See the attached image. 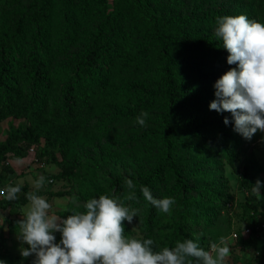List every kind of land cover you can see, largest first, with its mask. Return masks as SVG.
<instances>
[{
	"label": "rangeland",
	"instance_id": "rangeland-1",
	"mask_svg": "<svg viewBox=\"0 0 264 264\" xmlns=\"http://www.w3.org/2000/svg\"><path fill=\"white\" fill-rule=\"evenodd\" d=\"M40 2L0 0V34L8 27V14H21L26 10L32 12L33 9L28 8H37ZM116 3L117 0H94L80 7L67 43L65 31L68 28L63 26L59 16L60 0H52L49 8L51 64L48 75L53 86L46 92L49 103L58 98L63 81L70 73L64 64L65 53L77 51L90 36L100 37L108 33L118 39L116 50L110 64L106 65L100 102L94 115L83 121L84 128L71 132L57 121L51 127V132L64 143L63 149L54 135L51 138L42 137L38 144L28 148L26 156L21 159H14L7 154L4 163L11 166L14 173L6 177L0 188L19 184L21 190L23 187L35 189L34 182L43 176L45 183L38 190L48 193L41 196L52 205L51 214L59 217V211H66L67 215L74 210L84 211L82 203L76 198L82 190V180H92L123 200L127 188L124 186L116 190L109 185V181L116 177L132 179L137 185V200L124 203L138 211L131 224L125 223L132 236L141 237L147 232L154 238L156 228L148 221L149 210L156 208L144 200L139 187L147 171L164 156L162 135L165 127L161 119V103L159 99L150 100V107L144 110L148 113L145 126H140L135 121L138 115L128 111L134 100L125 89L127 84L141 83L150 91L163 76L164 69L152 56L142 57L139 54V47L142 46L149 54L152 50L148 40L144 42L146 45L138 46L140 40L137 38L142 37L143 30L163 22L183 30L194 29L200 35L214 33L215 20L208 19L206 14L215 17L245 15L250 20L264 23V0H121ZM117 6H121V10L115 8ZM88 83V79L80 81L82 86ZM198 85L204 100L215 99V89L211 83L204 81ZM195 115L203 120L211 118L213 111L203 110ZM25 121L24 117L14 115L0 121V140L4 138L9 125L15 126ZM174 142L172 159L180 176L191 189L188 202L194 205L192 214L188 216V230L207 250L210 243H218L224 237L230 248L226 264H261L264 254V186L260 189V199L252 194L251 189L258 179L264 185V133L257 131L251 140L243 138L236 142L233 160L235 169L226 161L224 152L202 143L194 132L185 127L177 130ZM42 150L52 152L53 157L42 153ZM71 154H77L83 160L86 157L103 160L89 174L77 169L72 176L56 177L62 155L67 157ZM247 160L254 163V168L249 169L251 186L248 189L240 186L242 164ZM164 186L168 190L167 197L173 198L175 204L169 213L162 212L160 223L165 219L174 222L179 205L177 195L180 192L171 190L176 187L173 177L166 178ZM58 191H67L68 194H50ZM248 193L253 195L258 214L252 215L246 207ZM73 197L79 208L73 204ZM27 204L0 207V232L5 237L0 260L14 261L16 264H32L34 260V256L21 257L19 248L27 245H21L17 239L19 229L16 222L23 218ZM252 217H255V222L251 220Z\"/></svg>",
	"mask_w": 264,
	"mask_h": 264
},
{
	"label": "trees",
	"instance_id": "trees-1",
	"mask_svg": "<svg viewBox=\"0 0 264 264\" xmlns=\"http://www.w3.org/2000/svg\"><path fill=\"white\" fill-rule=\"evenodd\" d=\"M119 1L121 0H117V3ZM51 2L52 0H41L37 8L35 6L28 8V10L33 9L32 12L26 10L21 14H8V18L6 17L8 27L0 34V121L11 115L24 117L26 120L15 126L9 125L4 138L0 140V186L8 175L14 173L13 168L4 163L7 154L14 159L25 157L31 145L38 144L42 137L51 138L55 135L51 132V127L57 121L71 132L81 131V128H84L83 121L94 115V110L100 102L99 95L104 86L106 65L110 64L116 50L118 39L108 33L100 37L90 36L77 51L65 53L64 64L70 73L63 81L58 98L49 103L46 92L53 86L48 75L51 64L48 43ZM90 2L94 0H60L59 16L63 26L68 28L65 31L67 43L73 32L72 26L77 12L80 11V7H85ZM115 8L121 10V6ZM206 15L208 19L216 20L214 15ZM141 36L137 38L140 40L138 46L146 45L144 42L148 40L152 51L149 54L142 46L139 47V54L142 57L152 56L154 61L163 65L164 73L150 91L141 83L126 85L125 92L134 100L133 106L128 111L139 115L150 107V100L159 99L162 109L161 119L165 127L162 135L165 151L163 159L147 171L146 177L140 181V184L147 186L153 196L165 198L168 196V190L164 186L165 179L173 177L176 187L171 190L180 192L177 195L179 205L174 222L165 219L160 223L163 213L158 209L149 210L148 222L156 228L154 238L147 232L141 237L132 236L125 221L122 222L124 234L140 240L152 239L153 251H159L163 247L172 248L177 241L182 242L184 239H192L201 248L207 250L188 230V216L192 214L194 205L188 202L191 189L180 176L172 159L174 139L177 130L185 127L194 132L202 143L224 152L226 161L232 169H235L234 147L243 137L233 130L231 114L212 110L213 116L203 120L197 118L195 114L209 110V104L214 100H204L198 84L206 81L213 86L218 78L236 65L227 64L228 53L222 47V40L216 37L215 32L200 35L194 29L183 30L163 22L143 30ZM85 79H88L89 83L82 86L80 81ZM196 82L198 84H195ZM225 117L230 121L228 125L223 123ZM55 140L63 149L64 143L60 142L58 137ZM42 153L53 157L50 151L42 150ZM101 160L103 159L94 157H86L83 160L77 154L67 157L62 155L59 171L55 176H72L77 169L87 171L86 174H89ZM251 167L254 168L251 160L242 164L240 186L247 189L251 186L249 174ZM124 180L125 177L112 178L109 185L118 190L124 187ZM82 184V190L76 197L82 205L89 198H98L102 194L118 197L105 187L94 184L92 180L84 179ZM32 191L40 196L48 194L42 190L23 187L17 200L0 199V207L22 206L28 202L25 194ZM50 194L64 196L68 192L58 191ZM245 204L252 215L259 213L252 194H247ZM58 215L61 218L67 217L66 211H59ZM251 220L255 222V217ZM54 235L56 242H59L60 234L54 233ZM4 242L5 237L0 232V251ZM6 264H16V262H6ZM261 264H264V254Z\"/></svg>",
	"mask_w": 264,
	"mask_h": 264
},
{
	"label": "clouds",
	"instance_id": "clouds-1",
	"mask_svg": "<svg viewBox=\"0 0 264 264\" xmlns=\"http://www.w3.org/2000/svg\"><path fill=\"white\" fill-rule=\"evenodd\" d=\"M215 25V35L228 53L226 62L236 67L215 81V99L209 110L230 113L233 130L251 140L257 131L264 133V23L245 15H225L216 17ZM147 116L142 111L136 123L145 126ZM229 122L225 117L223 123ZM44 183L45 178L40 176L34 188L38 190ZM124 186L128 191L123 200L106 194L89 198L82 206L84 211L74 210L66 218L51 214L52 205L35 191L26 193L28 204L23 218L16 222L17 239L27 245L19 248L21 257L34 256L32 264H226L230 248L224 237L210 243L208 250L192 239H184L172 248L153 251L152 239L126 236L122 222L131 224L138 210L124 201L137 200V185L125 178ZM262 186L258 179L251 189L257 199L261 198ZM139 191L145 201L163 213H169L175 204L171 197L155 198L147 186L141 185ZM20 192L19 184H8L0 189V197L15 201ZM72 202L80 207L75 197ZM54 233L60 234L59 242ZM0 264L6 262L0 260Z\"/></svg>",
	"mask_w": 264,
	"mask_h": 264
},
{
	"label": "built area",
	"instance_id": "built-area-1",
	"mask_svg": "<svg viewBox=\"0 0 264 264\" xmlns=\"http://www.w3.org/2000/svg\"><path fill=\"white\" fill-rule=\"evenodd\" d=\"M1 189V188H0Z\"/></svg>",
	"mask_w": 264,
	"mask_h": 264
}]
</instances>
